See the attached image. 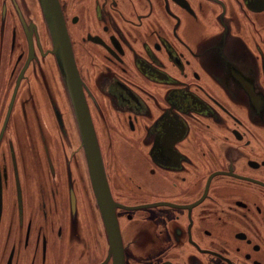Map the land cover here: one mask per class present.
I'll list each match as a JSON object with an SVG mask.
<instances>
[{"label": "flooded vegetation", "instance_id": "1", "mask_svg": "<svg viewBox=\"0 0 264 264\" xmlns=\"http://www.w3.org/2000/svg\"><path fill=\"white\" fill-rule=\"evenodd\" d=\"M59 1L112 202L40 0H0V264H264V0Z\"/></svg>", "mask_w": 264, "mask_h": 264}, {"label": "water", "instance_id": "2", "mask_svg": "<svg viewBox=\"0 0 264 264\" xmlns=\"http://www.w3.org/2000/svg\"><path fill=\"white\" fill-rule=\"evenodd\" d=\"M46 22L52 34L54 42V52L62 62L64 74L68 84L70 94L75 101L77 114L80 121V130L84 145L87 150V156L91 172L94 179L95 189L98 198L111 203V194L106 178L104 163L97 140L95 128L92 123L90 111L81 85V78L76 67L72 43L68 33L66 21L62 12L59 0H40ZM107 221L112 240L115 242L119 236V226L115 211L108 207Z\"/></svg>", "mask_w": 264, "mask_h": 264}]
</instances>
